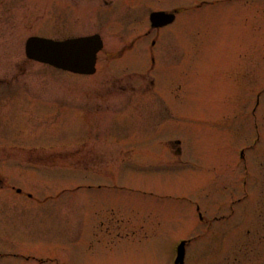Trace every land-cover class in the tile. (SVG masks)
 Segmentation results:
<instances>
[{
    "label": "rangeland",
    "instance_id": "rangeland-1",
    "mask_svg": "<svg viewBox=\"0 0 264 264\" xmlns=\"http://www.w3.org/2000/svg\"><path fill=\"white\" fill-rule=\"evenodd\" d=\"M94 34L91 75L25 56ZM180 239L264 264V0H0V264H171Z\"/></svg>",
    "mask_w": 264,
    "mask_h": 264
},
{
    "label": "water",
    "instance_id": "water-1",
    "mask_svg": "<svg viewBox=\"0 0 264 264\" xmlns=\"http://www.w3.org/2000/svg\"><path fill=\"white\" fill-rule=\"evenodd\" d=\"M164 21L162 15L156 17L155 21ZM97 41V40H96ZM88 40H75L74 42H51L46 39L30 38L26 44L27 55L30 58L41 61H49L53 65L61 68H67L72 71L83 73H92L94 71V52L99 46L96 42V48L89 52L90 46Z\"/></svg>",
    "mask_w": 264,
    "mask_h": 264
}]
</instances>
